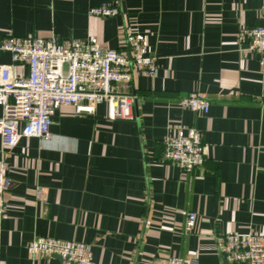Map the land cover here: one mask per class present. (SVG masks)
I'll list each match as a JSON object with an SVG mask.
<instances>
[{
    "label": "crops",
    "instance_id": "obj_1",
    "mask_svg": "<svg viewBox=\"0 0 264 264\" xmlns=\"http://www.w3.org/2000/svg\"><path fill=\"white\" fill-rule=\"evenodd\" d=\"M116 3L112 17L91 7ZM262 0H0V40L8 36L96 37L117 48L129 29L145 32L157 58L154 78L134 80V120L60 106L51 137L0 133V158L11 186L0 216V264H61L31 257L37 235L92 245L101 264H165L171 255L221 264L217 240L264 233V68L241 39L261 23ZM0 63L12 64L0 49ZM27 73L22 64L14 66ZM198 90L208 113L182 108ZM2 107L0 106V117ZM195 127L208 145L204 164L188 172L163 159V138ZM45 200L36 198V188ZM185 211L196 213L189 234Z\"/></svg>",
    "mask_w": 264,
    "mask_h": 264
},
{
    "label": "built area",
    "instance_id": "obj_2",
    "mask_svg": "<svg viewBox=\"0 0 264 264\" xmlns=\"http://www.w3.org/2000/svg\"><path fill=\"white\" fill-rule=\"evenodd\" d=\"M120 13L116 3L104 2L89 9L88 14L112 17ZM261 23L240 30L247 49L258 56L264 68V0L259 10ZM0 49L11 55L12 64L0 63V133L19 128L23 137H51L52 118L62 105H70L76 114L94 115L100 104L107 107L111 120H134L137 77L154 78L157 58L149 53L145 32L126 30L117 48H110L96 37L63 39L50 36H8L0 40ZM27 67L26 74L14 66ZM182 108L208 113L210 101L195 90L181 97ZM163 159L185 171L202 166L208 145L200 130L180 128L163 138ZM9 165L0 158V216L7 211L5 192L11 186ZM36 198L45 200V190L36 188ZM184 232L189 234L196 222V213L185 211ZM221 264H264V233H229L217 240ZM29 256L59 257L61 264H101L93 259L92 245L77 240L37 235L27 244ZM165 264H196L186 256L171 255Z\"/></svg>",
    "mask_w": 264,
    "mask_h": 264
}]
</instances>
